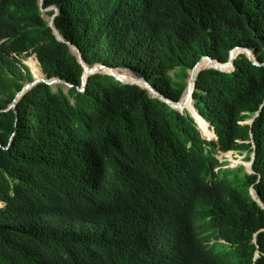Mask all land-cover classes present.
Wrapping results in <instances>:
<instances>
[{
    "label": "trees",
    "instance_id": "obj_1",
    "mask_svg": "<svg viewBox=\"0 0 264 264\" xmlns=\"http://www.w3.org/2000/svg\"><path fill=\"white\" fill-rule=\"evenodd\" d=\"M53 4L61 9L56 28L85 62L129 69L174 101L203 56L228 61L230 35L256 29L264 62V0H45L44 7ZM31 53L47 77L74 87L40 83L19 101L18 116L1 111L33 80L23 63ZM234 65L229 73L204 69L195 81V106L217 134L207 141L188 113L111 75L90 76L79 92L83 67L38 0H0V264H100L102 251L117 262L126 244L143 248L147 236L186 245L187 264H252L256 233L255 264H264L253 177L217 157L236 151L250 160L256 152L254 169L264 166V66ZM206 120L198 124L212 140ZM218 239L226 244L211 243Z\"/></svg>",
    "mask_w": 264,
    "mask_h": 264
},
{
    "label": "clouds",
    "instance_id": "obj_2",
    "mask_svg": "<svg viewBox=\"0 0 264 264\" xmlns=\"http://www.w3.org/2000/svg\"><path fill=\"white\" fill-rule=\"evenodd\" d=\"M44 3H45V0H38V4H39V7H40V10H41V14H42V17L43 19L47 22L49 28H51V30L53 31V34L55 35L56 39L64 44H66L68 47H69V50L71 51L72 55L74 57H76L78 59V52L77 54H75L73 52V49H75L77 51V49H79L76 45H74L71 41L67 40L60 32L59 30L56 28L55 26V20L56 18L61 14V9L53 4L49 7H44ZM52 22H54L52 24ZM251 28H255V26L253 25ZM238 36V35H236ZM240 36V43H232L231 45V48L229 50V56H228V61L223 63V64H226L228 63L230 60H232V64L231 66H234V69H235V65L234 63L237 62V61H240V62H243L248 64L249 62L255 66H264V62H260L258 60V50L260 49V46L258 47V43L257 42H254L252 39L253 38H256L257 36V32H256V29L255 30H246V32L243 34V35H239ZM60 38V39H59ZM72 44V46L70 45ZM74 47V48H73ZM237 47H241L242 48V51L241 52H234L235 51V48ZM80 50V49H79ZM31 52V50H30ZM81 52V50H80ZM260 53V52H259ZM82 54V52H81ZM234 55V59L232 58ZM32 56H35V60L37 61V64H38V67L41 69V72L44 73L43 69L40 67V63H39V60H38V57H37V54L36 53H31L28 57L24 58L23 60V63L30 69L31 73H32V76H33V80L31 81H28L25 83L28 84L32 81H34V78H35V75H34V72L32 71L31 67L29 66L28 63H26V60L29 58V57H32ZM83 57V56H82ZM204 57V56H203ZM243 58V60H242ZM213 59V58H212ZM84 60V59H83ZM201 60V59H200ZM199 60V61H200ZM79 61V59H78ZM198 61V62H199ZM218 61V60H216ZM85 62V60H84ZM197 62V63H198ZM220 62V61H219ZM80 63V61H79ZM87 63V62H85ZM196 63V64H197ZM81 64V63H80ZM88 64V63H87ZM98 64H103V63H98ZM195 64V65H196ZM90 65V64H88ZM96 65V64H95ZM82 66V64H81ZM93 66V65H91ZM108 66V65H107ZM83 67V66H82ZM114 68V67H113ZM116 69H121V70H124V71H129L131 72L132 74L138 76V77H141L139 76L138 74H135L133 73L131 70L129 69H122V68H116ZM205 69H214V68H205ZM233 70H227V71H222V72H232L234 71ZM84 70V68H83ZM193 69H190L188 71L189 73V76L187 78V81L190 77V72L192 71ZM204 70V69H203ZM217 70V69H216ZM220 71V70H219ZM201 72V71H200ZM42 73V74H43ZM83 74V73H82ZM96 74H107V73H96ZM200 74V73H199ZM95 75V74H93ZM109 75V74H108ZM44 76L45 78L47 79H53V78H61V77H52V78H49L46 76V74L44 73ZM92 76V75H90ZM199 76V75H198ZM82 77V75H81ZM142 78V77H141ZM63 79V78H62ZM89 79V78H88ZM198 79V78H197ZM63 80H66V79H63ZM197 81V80H196ZM67 82L69 84H72L70 83L68 80ZM149 82V81H148ZM42 83V82H41ZM81 83H82V80H81ZM88 83V82H87ZM151 83V82H150ZM187 83V82H186ZM40 84V83H38ZM37 84V85H38ZM45 84V83H44ZM152 84V83H151ZM24 85V86H25ZM47 85V84H46ZM59 85H63L62 83H59L57 84L55 87H53L54 89H57V86ZM73 85V84H72ZM131 85V84H130ZM23 86V87H24ZM50 86V85H48ZM66 89H68L65 85H63ZM139 86V85H137ZM35 87V86H34ZM52 87V86H51ZM74 87V85H73ZM72 87V88H73ZM81 87V84L80 86L77 87L78 91H79V88ZM140 87V86H139ZM187 87L186 86V89L181 97V99L179 101H174L170 98H168L167 96H165L162 92V94L167 97L169 100H171L172 102H175V103H179L182 101V98L183 96H185L186 94V91H187ZM87 88V87H86ZM142 88V87H141ZM23 89V88H22ZM20 89V90H22ZM143 89V88H142ZM195 89H196V86H195ZM19 90V91H20ZM147 90V89H145ZM17 91V92H19ZM30 91V90H29ZM28 91V92H29ZM86 91V90H85ZM84 91V92H85ZM148 91V90H147ZM159 91V90H158ZM195 91V90H194ZM27 92V93H28ZM80 92V91H79ZM149 92V91H148ZM160 92V91H159ZM17 94V93H16ZM150 94V93H149ZM26 95V94H25ZM24 95V96H25ZM151 95V94H150ZM16 96V95H15ZM23 96V97H24ZM152 96V95H151ZM22 97V98H23ZM153 97V96H152ZM15 98V97H14ZM156 98V97H154ZM158 99V98H156ZM14 100V99H13ZM159 100V99H158ZM161 101V100H160ZM13 102V101H12ZM12 102L10 104H12ZM163 102V101H162ZM19 103V102H18ZM166 103V102H164ZM9 104V105H10ZM167 104V103H166ZM192 104L194 105V108L197 110V112L200 114V111L199 109L195 106V103H194V92H193V101H192ZM18 105V104H17ZM168 106H170L169 104H167ZM9 107V106H8ZM7 107V108H8ZM171 107V106H170ZM263 105L261 106V109H262ZM6 108V109H7ZM172 109L178 111L180 114H186L188 113L193 119H194V122L195 124L197 125V128L199 130V132L201 133L202 137L207 140V141H211L213 142L214 140H210V139H207L204 137L202 131H201V128H200V125L198 124L197 122V119H196V116L189 110H184L183 108L181 109H176V108H173L171 107ZM6 109L4 110H1V111H5ZM11 111V110H9ZM14 111V110H13ZM18 111V110H17ZM15 112V111H14ZM17 114V113H16ZM260 114V110L254 115L253 118H251L249 120L248 123L252 124L255 119L259 116ZM18 116V115H17ZM200 116H202L200 114ZM203 117V116H202ZM204 118V117H203ZM204 120H206L204 118ZM207 121V120H206ZM208 122V121H207ZM208 124H210V122H208ZM210 127L212 128L214 134H215V138H217V134H216V131L214 129V127L210 124ZM251 142L253 144V147L255 148V138H254V135L253 133H251ZM254 139V141H253ZM216 141V140H215ZM12 143V138L10 139V144ZM8 145L7 147H5V149H9V147L11 145ZM0 148H3L2 145H0ZM232 152V151H230ZM246 158H247V155H246ZM250 164H251V169H252V173H249L246 171V166L245 165H240V166H243L245 168V172L249 175H252L253 177V180L251 182V186H250V196L251 198L253 199V201H255L260 207L262 210H264V201L261 199V196L259 195L260 192L261 193H264V166H263V169H254V164L253 162H255V159H256V152H252L251 155H250ZM219 159V158H218ZM220 161V160H219ZM222 163V162H221ZM227 164V163H226ZM240 166L238 167H231V168H239ZM228 167V165L226 166V168ZM252 189H255L256 193H257V196L255 197L251 190ZM2 202H0V207H2ZM260 231H264V228L259 230L258 232ZM257 234L256 233L254 235V239H253V243L255 244V251H254V254H253V258H252V264H255L256 261L261 257V251H260V248L258 247V242H257ZM219 243V242H222V243H225V240H221V239H218V240H212L211 243ZM121 245H119V249ZM174 250H178V251H181L183 252L185 255L183 257H178V256H175V255H166V256H161V253L162 252H171V251H174ZM188 258H189V249L188 247H186V245H178V246H175V247H170L169 245L163 243L161 240H159L158 238L154 237V236H147V242H146V245L143 246V248H140L138 246H135V245H125V247L123 248L122 250V253H121V256L119 258V260L117 262H114V259L112 257V255L108 254V253H105L104 251L101 252V256H100V264H187L188 263ZM152 260H154L153 262H151Z\"/></svg>",
    "mask_w": 264,
    "mask_h": 264
},
{
    "label": "water",
    "instance_id": "obj_3",
    "mask_svg": "<svg viewBox=\"0 0 264 264\" xmlns=\"http://www.w3.org/2000/svg\"><path fill=\"white\" fill-rule=\"evenodd\" d=\"M54 22H52L53 24ZM60 39V38H59ZM72 46V44H70ZM74 48V47H73ZM78 52V59L80 61V63L82 64L84 70H83V74L81 77L82 83H81V87L79 88L80 92H84L86 90L87 87V82H88V78L90 77V75L96 74V73H107L113 77H115L119 82H122L124 84H131V85H139L140 87H142L143 89H147L149 91V93L153 96L158 98L159 100L166 102L167 104H169L171 107L176 108V109H181L184 106H186V103L192 100L193 101V92L195 90V86H196V80L198 78V75L200 73V71H202L205 68H199L201 62L203 60H209L210 62H216L218 63L220 66L214 65L212 68L220 70V71H227L226 68L223 67V65H231L232 64V60H230L228 63L223 64L219 61H216L214 59H212L210 56H204L201 58V60L194 66L193 70H192V77H191V81H190V87H189V91H188V95L187 96H183L182 101L179 103H175L172 102L171 100H169L167 97H165L161 92H159L150 82L147 81L146 78L144 77H138L141 79V81L139 82H129L126 81L124 79H122L120 76H118L114 71L116 70H120L123 71L121 69H116L110 66H107L106 64H96V65H88L87 63L84 62L82 54L80 52L79 49H77ZM43 73V72H42ZM44 75V73L42 74ZM45 83L47 85H50L52 87H55L57 84L62 83L63 85H65L67 88H72L73 85L69 84L67 82V80H63L62 78H53V79H47L45 78V76L43 78H38L35 76L34 81L26 84L22 90H20L19 92H17L12 104L9 105V107L5 110V111H9V110H14L15 113H17L18 115V111H17V104L18 102L22 99V97L29 91L31 90L34 86H36L38 83ZM189 86V85H188ZM188 88V87H187ZM183 102V103H182ZM254 141V139H253Z\"/></svg>",
    "mask_w": 264,
    "mask_h": 264
},
{
    "label": "rangeland",
    "instance_id": "obj_4",
    "mask_svg": "<svg viewBox=\"0 0 264 264\" xmlns=\"http://www.w3.org/2000/svg\"><path fill=\"white\" fill-rule=\"evenodd\" d=\"M230 38H231V42L232 43H240V41H241L240 40V36L232 37L230 35ZM33 59H36L35 56L29 57L26 60V63H28L29 66H31V62H29V61L33 60ZM242 60H243V58H242ZM233 69H234V66H231L230 70H233ZM171 74H173V72H171ZM189 79H188V81H189ZM186 81H187V79H185V82ZM190 104H192V102ZM188 110L193 112L194 115H196V112H195V109H194L193 105ZM251 139H252V137H251ZM212 140L215 141V140H217V138H214ZM246 143H249V141H247ZM246 155H247L246 152L239 153V152H236V151H232V152H227V153L220 152V153L217 154V157L219 158L220 162H227L228 167H238L240 165H245L246 166V171L249 172V173H252L251 164H250L251 161L246 158ZM251 192H252V194L255 197L257 196V193H256L255 189H252Z\"/></svg>",
    "mask_w": 264,
    "mask_h": 264
},
{
    "label": "bare ground",
    "instance_id": "obj_5",
    "mask_svg": "<svg viewBox=\"0 0 264 264\" xmlns=\"http://www.w3.org/2000/svg\"><path fill=\"white\" fill-rule=\"evenodd\" d=\"M242 51V48L241 47H237V48H235V51L234 52H241ZM73 52L75 53V54H77V51L75 50V49H73ZM233 59L235 58L234 57V55H233V57H232ZM30 62V61H29ZM213 63V64H212ZM214 65H217V66H220L218 63H216V62H210L209 60H203L202 62H201V64H200V66H199V68L201 69V68H212ZM31 67V69H32V71L34 72V75L36 74V73H38L40 76H39V78H43L44 77V75H42V72H41V69L39 68H34V67H32V65L30 66ZM223 67L224 68H226L227 70H230L231 69V65H229V66H227V65H223ZM118 76H120L122 79H124V80H126V81H129V82H139V81H141V79L140 78H138L136 75H134V74H132L131 72H129V71H120V70H116V71H114ZM36 76V75H35ZM191 77H192V71L190 72V79H189V81H186L187 82V86H188V88H187V91H186V94H185V96H187L188 95V91H189V87H190V81H191ZM192 102V100L190 101V103ZM183 103V102H182ZM189 102H187L186 103V106H184L183 107V109L184 110H188L189 108H191V106L193 105V104H190ZM193 107H194V105H193ZM195 109V108H194ZM195 112H196V119H197V122L199 123V124H201V125H204L205 126V122H204V120L199 116V114H198V112H197V110L195 109ZM193 113V112H192Z\"/></svg>",
    "mask_w": 264,
    "mask_h": 264
}]
</instances>
